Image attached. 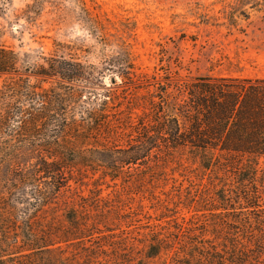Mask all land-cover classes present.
<instances>
[{
	"label": "rangeland",
	"instance_id": "374dc122",
	"mask_svg": "<svg viewBox=\"0 0 264 264\" xmlns=\"http://www.w3.org/2000/svg\"><path fill=\"white\" fill-rule=\"evenodd\" d=\"M0 48L19 60L0 78V264H264L244 209H264V161L205 163L160 133L185 84L264 80V0H0ZM55 57L90 81L34 75ZM17 109L46 116L33 137H10Z\"/></svg>",
	"mask_w": 264,
	"mask_h": 264
},
{
	"label": "trees",
	"instance_id": "16d2710c",
	"mask_svg": "<svg viewBox=\"0 0 264 264\" xmlns=\"http://www.w3.org/2000/svg\"><path fill=\"white\" fill-rule=\"evenodd\" d=\"M123 58L127 59V55L124 54ZM114 62L118 63V61ZM18 63V56L14 51L0 48V78L6 74L18 73ZM81 70V65L74 62L73 58L66 60L63 57H55L51 60L49 70L42 68L34 75L40 78H58L69 84L81 79L90 81V76H85ZM183 94L185 98L177 105L175 116L163 117V129L160 133L162 134L163 131V145L166 148H190L192 152L199 153L205 163L258 164L264 161V80L202 77L185 84ZM26 95L32 97V102L51 105L55 103V98H47L35 91ZM42 114L17 109L16 113L7 112L1 120L13 125L11 127L17 123L16 127L11 128L10 137L23 132L22 137L31 138L33 137L31 131L37 130L38 124L43 123L46 118ZM103 116L105 114H95L91 118L100 125L106 119ZM20 122L21 124L18 125ZM35 145L34 142H29L28 146L35 148L37 147ZM135 160L137 159L134 155L128 154L122 163L130 164ZM44 165L43 172L55 178L57 182L55 188L60 189L58 182L60 178L63 179L62 170L53 169V165L47 162H44ZM248 201L250 206L244 209L255 208L258 215L255 218L256 226L252 225L250 219L245 220L248 237L255 239V231L260 234V237H264V209L259 201L257 203L250 199ZM246 254L241 252V255L236 258L231 255L229 262L246 264ZM216 256L218 264L223 258L219 253ZM257 263L262 262L257 261Z\"/></svg>",
	"mask_w": 264,
	"mask_h": 264
}]
</instances>
